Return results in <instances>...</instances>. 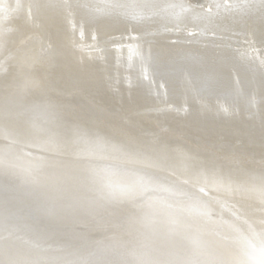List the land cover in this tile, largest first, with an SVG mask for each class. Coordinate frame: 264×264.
<instances>
[{
	"label": "bare ground",
	"instance_id": "obj_1",
	"mask_svg": "<svg viewBox=\"0 0 264 264\" xmlns=\"http://www.w3.org/2000/svg\"><path fill=\"white\" fill-rule=\"evenodd\" d=\"M0 264H264V0H0Z\"/></svg>",
	"mask_w": 264,
	"mask_h": 264
},
{
	"label": "rangeland",
	"instance_id": "obj_2",
	"mask_svg": "<svg viewBox=\"0 0 264 264\" xmlns=\"http://www.w3.org/2000/svg\"><path fill=\"white\" fill-rule=\"evenodd\" d=\"M5 14H6V12H5ZM88 47H90V46H88Z\"/></svg>",
	"mask_w": 264,
	"mask_h": 264
}]
</instances>
